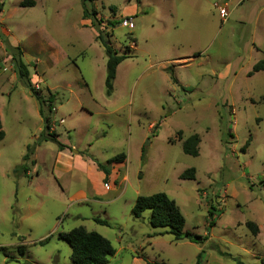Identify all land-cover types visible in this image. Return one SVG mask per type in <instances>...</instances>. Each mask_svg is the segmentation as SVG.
I'll use <instances>...</instances> for the list:
<instances>
[{"label": "rangeland", "instance_id": "1", "mask_svg": "<svg viewBox=\"0 0 264 264\" xmlns=\"http://www.w3.org/2000/svg\"><path fill=\"white\" fill-rule=\"evenodd\" d=\"M23 1L0 0V264H72L57 235L79 227L154 264H195L198 255L199 264H260L264 71L247 74L264 59V0H91L96 16L86 20L82 0ZM124 17L134 29L118 26ZM97 34L127 56L109 97ZM16 47L41 100L55 97L47 133L38 101L17 77ZM48 134L69 160L56 143L41 142ZM193 134L197 157L182 151ZM118 154L125 161L102 186L96 163ZM190 168L194 180L180 179ZM79 191L92 196L70 200ZM156 193L174 200L184 233L200 243L148 237L162 231L150 227L151 212L134 219L131 210L137 197Z\"/></svg>", "mask_w": 264, "mask_h": 264}, {"label": "trees", "instance_id": "2", "mask_svg": "<svg viewBox=\"0 0 264 264\" xmlns=\"http://www.w3.org/2000/svg\"><path fill=\"white\" fill-rule=\"evenodd\" d=\"M91 0H82V20H86L90 15L96 16V12L93 10L91 13L88 11L86 4ZM35 5L33 0H25L21 3V7H32ZM107 36H102L97 34L96 41L102 46L104 54L106 56V74L104 80L105 93L106 96H111L113 91V83L116 78V71L118 65L123 62L127 56L118 55V53L112 48L109 41L106 39ZM16 55H13L12 59L15 65V70L18 79L23 82L24 86L29 89L32 95L36 98L39 103V116L42 119L43 123V132L47 133L51 131V114L53 111L54 95H48L46 100H41L40 94L38 91L34 90L29 81V71L27 65L22 60V51L19 47L15 48ZM264 71V59L259 60L253 65L251 71L248 72V77H251L253 74ZM46 106V112L43 107ZM155 128V127H154ZM5 133L1 126L0 121V142L4 139ZM58 136L56 134H48L42 138L41 142L52 141L58 145L60 150L64 149L65 146L60 144L56 139ZM250 138L247 140L243 148L241 149L242 153L245 151V148L248 146ZM199 144L200 140L198 135L193 134L187 137L182 142V151L184 154L192 157H197L199 154ZM30 149V146L27 147V150ZM35 146H33L32 151L34 152ZM124 154H118L113 158L107 160L105 164L96 163L97 168L101 171L105 178L104 183L107 182V178L111 173L112 166L115 164L123 163L125 161ZM28 157L25 154L22 158V161H27ZM31 163H34L32 161ZM24 172L27 171L26 166H22ZM195 170L190 168L185 170L181 175L180 179L183 180H194ZM149 210L150 218L149 225L153 229L162 230L160 233L151 234L148 237L152 238L160 235H170L173 241L177 242L182 240L184 237L187 238L189 242L200 243V237L191 236L189 233H184L185 220L180 210L174 200L167 197L164 193H156L150 196H139L136 198L131 214L134 219H140L142 214ZM214 208L208 210V217L210 219L209 227L214 225L213 218ZM95 223L99 225L106 226L107 222L94 219ZM246 227L249 229L253 236H256L259 233V229L254 222H246ZM57 239L64 241L68 244L71 250L70 261L72 264H107L110 257L115 254V249L111 243L101 235L95 232H87L82 227L75 228L70 230L67 233H59ZM22 253V252H21ZM23 255V254H21ZM142 257L141 255H138ZM201 256L198 255L196 263L199 264ZM148 264H154L147 262ZM260 264H264V257L260 259Z\"/></svg>", "mask_w": 264, "mask_h": 264}, {"label": "crops", "instance_id": "3", "mask_svg": "<svg viewBox=\"0 0 264 264\" xmlns=\"http://www.w3.org/2000/svg\"><path fill=\"white\" fill-rule=\"evenodd\" d=\"M241 3H242V1H241ZM223 6H225V5H223ZM226 7V6H225ZM42 120V119H41ZM0 121H1V126H2V129H3V119H2V115H1V110H0ZM5 138V137H4ZM34 138L36 139V136H34ZM3 141V140H2ZM65 146V145H64ZM34 153H35V150H34ZM34 153H33V156H34ZM64 153V154H63ZM64 155V156H63ZM68 156V157H67ZM76 156H78V155H76ZM87 156V155H86ZM85 156V157H86ZM64 158L65 159V157H67L66 159H68V158H70V157H72V155H69L68 153H67V147L65 146V148L64 149H62V150H60L59 151V158ZM69 160V159H68ZM86 160H87V162H83L84 164V167L85 168H89V165L91 164V165H93V163H92V161L91 160H89V158L88 157H86ZM34 162H35V160H34ZM56 165H59L58 163H56ZM58 166H56V172L58 173L59 171H61V170H59V168H57ZM96 167V166H95ZM94 167V168H95ZM98 170V168L96 167L95 168V170ZM100 173H101V178H100V181L99 182H101V185L103 186V184L104 185H106L104 182H103V180H104V178H105V175L100 171ZM111 180V175H109L108 176V178H107V182L108 181H110ZM96 188H98V182H97V184H96ZM92 196V195H91ZM90 196V197H91ZM89 197V198H90ZM88 197H86L85 195H84V193L83 192H81V191H79V192H77L72 198H70V200H72L73 202H75V200H77V199H80V200H88L89 199ZM156 233H158V232H156ZM152 234H155V233H152ZM149 245V244H148ZM147 262H150L148 259H146V257L145 256H142V257H139L138 255H136V254H132V252L131 253H128V254H125V252L123 251H119V250H115V254L112 256V257H110L109 258V260H108V263L107 264H148ZM151 263V262H150ZM59 264V263H58Z\"/></svg>", "mask_w": 264, "mask_h": 264}, {"label": "built area", "instance_id": "4", "mask_svg": "<svg viewBox=\"0 0 264 264\" xmlns=\"http://www.w3.org/2000/svg\"><path fill=\"white\" fill-rule=\"evenodd\" d=\"M220 19L224 22L227 16V11L225 6L219 7ZM118 26L128 30L134 29V22L132 17H124L118 22Z\"/></svg>", "mask_w": 264, "mask_h": 264}]
</instances>
